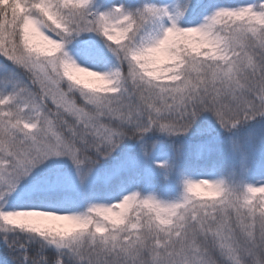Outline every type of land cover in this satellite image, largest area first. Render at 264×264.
Instances as JSON below:
<instances>
[{
    "label": "snow or ice",
    "instance_id": "obj_1",
    "mask_svg": "<svg viewBox=\"0 0 264 264\" xmlns=\"http://www.w3.org/2000/svg\"><path fill=\"white\" fill-rule=\"evenodd\" d=\"M203 113L228 134L227 175H181L164 198L97 168ZM248 123L264 126V0H0L8 264H264V178L247 179L251 133L232 135Z\"/></svg>",
    "mask_w": 264,
    "mask_h": 264
},
{
    "label": "trees",
    "instance_id": "obj_2",
    "mask_svg": "<svg viewBox=\"0 0 264 264\" xmlns=\"http://www.w3.org/2000/svg\"><path fill=\"white\" fill-rule=\"evenodd\" d=\"M219 2L238 3L240 0H219ZM249 133L255 143V151L250 155L252 170L247 179L260 180L264 178V126L248 123L234 131L232 135L243 143L247 141ZM227 136L228 134L219 128L210 113H203L189 132L181 137L149 136L145 143L146 155L141 152L136 141H124L113 156L102 160L97 168L101 171L112 170L117 166L126 169L128 179L124 185L125 192L136 189L142 193L155 192L164 198H170L178 191L181 175L200 177L218 175L221 172L228 174L226 165L222 169L212 168L213 162L219 164L225 160ZM157 161H166L169 167H160ZM69 197L65 203L73 204L74 200L73 206L84 207L86 202L77 198L75 192L70 193ZM19 202L31 203L33 197L26 193L19 198ZM0 264H8L7 252L2 243H0Z\"/></svg>",
    "mask_w": 264,
    "mask_h": 264
},
{
    "label": "rangeland",
    "instance_id": "obj_3",
    "mask_svg": "<svg viewBox=\"0 0 264 264\" xmlns=\"http://www.w3.org/2000/svg\"><path fill=\"white\" fill-rule=\"evenodd\" d=\"M69 182H70L71 184H73V185H76V184L78 183V182L75 180L74 177H70V178H69ZM26 193H28V189H27V188L23 189V195L26 194ZM23 195H22V196H23ZM22 196H21V197H22ZM21 197H20V198H21Z\"/></svg>",
    "mask_w": 264,
    "mask_h": 264
}]
</instances>
